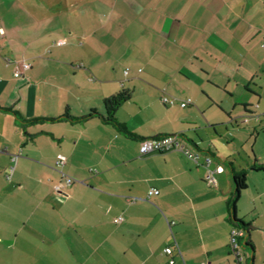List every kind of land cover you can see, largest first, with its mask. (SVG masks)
I'll return each mask as SVG.
<instances>
[{
	"label": "crops",
	"instance_id": "1",
	"mask_svg": "<svg viewBox=\"0 0 264 264\" xmlns=\"http://www.w3.org/2000/svg\"><path fill=\"white\" fill-rule=\"evenodd\" d=\"M163 95L192 103L163 108ZM172 134L222 168L215 185L179 150L139 155ZM233 171L247 182L235 207ZM257 172L264 0H0V264H170L167 246L173 264H234V217L251 226L243 263L264 264ZM62 174L76 181L56 191Z\"/></svg>",
	"mask_w": 264,
	"mask_h": 264
},
{
	"label": "built area",
	"instance_id": "2",
	"mask_svg": "<svg viewBox=\"0 0 264 264\" xmlns=\"http://www.w3.org/2000/svg\"><path fill=\"white\" fill-rule=\"evenodd\" d=\"M59 44H63L64 40H59ZM30 64L26 61H20L14 64L13 69V75L15 77H18L23 73V71L29 69ZM124 74H128V69L126 68L124 70ZM161 102L165 106H172L175 104H178L180 107H186L187 105L191 104L192 101L190 99H178L174 96L170 95H163L161 96ZM253 117L255 120L258 119V114H253ZM248 117L245 118V121H247ZM171 150H179L181 151L185 156H187L189 159H191L197 166L201 176L208 181L211 185H215L217 183L216 174L221 171L220 166H216L211 168L210 162L211 159L209 157H204L202 160H200L197 153H194L189 148L184 147L179 140V135L172 134V135H164L161 137H154V138H148L144 139L139 144V155L144 156L152 153H163ZM16 160V155L12 156V161L14 162ZM65 162V156L59 154L56 158V166H60ZM14 165H11L7 169L6 178L8 179L10 177V174L13 172ZM62 180L59 181L57 184H55L53 187L56 191H60L65 186H68L72 184L74 181H76L74 178L62 174ZM157 190H149L147 196H150L151 194H157ZM123 220L122 216H118L114 218L115 223H119ZM171 224L173 222H170ZM244 241H245V231L239 227V226H233L230 229L229 232V240H228V250L229 253L234 258V264H244ZM163 252L169 256V263L173 264L174 259L172 258L173 254V248L170 246H167L163 249Z\"/></svg>",
	"mask_w": 264,
	"mask_h": 264
},
{
	"label": "trees",
	"instance_id": "3",
	"mask_svg": "<svg viewBox=\"0 0 264 264\" xmlns=\"http://www.w3.org/2000/svg\"><path fill=\"white\" fill-rule=\"evenodd\" d=\"M129 98V93L127 91H120L116 93L115 95L110 96L109 98L104 99V105L106 108V117L105 119L111 122H115V111L117 107L125 102ZM16 118L20 121L22 120L20 114L15 111ZM122 129H125L123 126H120ZM144 140V139H143ZM260 169V168H257ZM232 181H233V187L234 192L232 196V205L235 207V203L238 200L240 193L242 190H244L247 187L246 182V175L244 171H233L232 174ZM235 223L239 222L240 224L236 223V226L241 227L245 231V241H244V247H248L249 249L253 250V245L250 241V239H247V234L251 230V226L249 224H246L242 221H238L235 217L233 218ZM115 223V222H114Z\"/></svg>",
	"mask_w": 264,
	"mask_h": 264
},
{
	"label": "rangeland",
	"instance_id": "4",
	"mask_svg": "<svg viewBox=\"0 0 264 264\" xmlns=\"http://www.w3.org/2000/svg\"><path fill=\"white\" fill-rule=\"evenodd\" d=\"M159 105H160V107H166L162 102H161V99H159ZM239 132H237V134H236V138H234V140H233V146H235V147H237V146H239V145H243V129H239L238 130ZM239 134V135H238ZM242 139V140H241ZM223 144H225L224 142H223ZM251 147V146H250ZM11 165H14V164H11ZM10 165V166H11ZM9 166V167H10ZM253 176H255V175H253ZM256 176H257V178L255 177L253 180L252 179H250L249 181H248V185H250V189L252 190L253 189V185H254V183L257 181V180H264V178H263V175H262V173H259V172H257V174H256ZM249 189V190H250ZM248 190V191H249ZM248 191H247V193H248ZM245 192V191H244ZM251 194V192L250 193H248L247 195H246V197H244V198H242V199H240L239 200V204L241 205L242 204V206H243V208H245V210L246 211H249L250 209H251V204H250V195ZM263 220H264V217H263ZM260 245V244H259ZM260 248L258 249V253H257V257H258V259H261V260H264V246H259Z\"/></svg>",
	"mask_w": 264,
	"mask_h": 264
}]
</instances>
